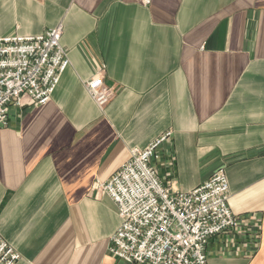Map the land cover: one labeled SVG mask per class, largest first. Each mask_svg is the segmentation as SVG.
<instances>
[{"label":"crops","instance_id":"0c3cea01","mask_svg":"<svg viewBox=\"0 0 264 264\" xmlns=\"http://www.w3.org/2000/svg\"><path fill=\"white\" fill-rule=\"evenodd\" d=\"M148 1V2H147ZM62 24L70 63L45 105L0 128V234L17 264H123L116 205L94 184L166 133L173 191L225 170L239 228L208 264H264V0H0V37ZM114 91L98 106L86 85Z\"/></svg>","mask_w":264,"mask_h":264},{"label":"built area","instance_id":"2783aa9c","mask_svg":"<svg viewBox=\"0 0 264 264\" xmlns=\"http://www.w3.org/2000/svg\"><path fill=\"white\" fill-rule=\"evenodd\" d=\"M63 32L60 24L36 36L0 37V128L9 127L12 106L39 107L52 99L70 63ZM86 88L100 107L115 94L100 75ZM170 137L168 132L133 151L108 181L94 184L96 193L109 195L118 209L121 224L111 237L109 253L123 264H208L209 241L243 222L229 205V179L223 169L187 192L163 183L153 161ZM20 259L0 234V264Z\"/></svg>","mask_w":264,"mask_h":264}]
</instances>
